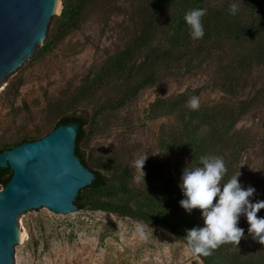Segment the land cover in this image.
<instances>
[{
  "label": "rangeland",
  "instance_id": "rangeland-1",
  "mask_svg": "<svg viewBox=\"0 0 264 264\" xmlns=\"http://www.w3.org/2000/svg\"><path fill=\"white\" fill-rule=\"evenodd\" d=\"M78 1L60 2L51 45L0 92V149L23 137L41 138L61 117L79 116L86 121L82 157L107 182L72 219L51 210L23 218L25 247L17 251V264H251L264 259V245L248 233L243 215L238 227L245 230L244 238L238 245L222 244L209 256L192 254L183 236L137 216L166 219L184 233L202 227L200 210L189 214L181 207L171 213L159 197L168 182L179 187L183 169L207 155L223 158V181L239 170L241 185L256 189L250 202L264 200V65L240 67L237 42L224 34L193 39L184 20L190 10L206 9L207 17L229 11L232 3L248 17L264 0H188L182 8L171 1L125 73L88 90L81 88L109 57L135 41L151 11L139 0H88L77 26L62 32L61 11ZM165 50L169 58L146 81V63ZM193 96L199 99L197 109L188 104ZM142 156H148L145 184L136 180ZM122 205L138 214L122 213ZM257 216L264 217V209Z\"/></svg>",
  "mask_w": 264,
  "mask_h": 264
},
{
  "label": "water",
  "instance_id": "water-1",
  "mask_svg": "<svg viewBox=\"0 0 264 264\" xmlns=\"http://www.w3.org/2000/svg\"><path fill=\"white\" fill-rule=\"evenodd\" d=\"M61 1L0 0V92L51 45ZM77 130L75 122L61 123L0 151V169L12 171L0 190V264H17L23 218L51 210L72 219L81 212L76 197L95 174L75 153Z\"/></svg>",
  "mask_w": 264,
  "mask_h": 264
},
{
  "label": "trees",
  "instance_id": "trees-1",
  "mask_svg": "<svg viewBox=\"0 0 264 264\" xmlns=\"http://www.w3.org/2000/svg\"><path fill=\"white\" fill-rule=\"evenodd\" d=\"M88 0H79L76 5L68 8H63L61 11L62 16V32H68L70 29L77 26L82 10L85 8ZM171 1L176 3L177 8H182L188 0H139V4L143 10H150L151 14L147 17L141 26L140 33L138 34L135 41L125 48L121 53L109 57L99 68L98 72L95 74L94 78L83 85L81 89L88 90L94 84L100 83L107 78H112L118 75H122L126 71V67L130 62L133 52L138 48L147 43H149L153 37V31L159 22L160 16L166 12L169 3ZM202 24L204 26L205 34L203 39L208 40L214 36L221 34L226 35L233 41L238 43L240 50L242 51L241 56H238L240 67L247 68L253 64L264 65V6L255 15H241L237 12L236 15H230L229 11L222 12L216 11L211 15H204L202 19ZM56 37L53 36V38ZM51 40L50 42H52ZM50 42L47 44L49 45ZM170 56L168 51H162L154 55L145 65L143 69V76L146 81L151 82L156 73L158 65L168 59ZM232 91L231 89H228ZM75 122L78 124V130L75 138V153L79 156L82 164L87 167L90 171L95 174L94 180L87 187L88 193L82 194L79 191L76 197L77 209H84L86 207V201L89 196H95L98 191L106 185V177L102 175L99 171L94 170L89 166L80 151V143L84 138V126L86 121L84 118L79 116H65L61 117L55 126L61 123H71ZM35 138L23 137L6 146L5 148H11L23 141H31ZM4 149V148H3ZM3 149H0L3 150ZM12 171L10 168L0 169V184L4 186L9 178L11 177ZM121 184L126 187V183L120 180ZM83 188V189H84ZM183 199L180 192V188L172 181L163 188L160 197L159 204L161 207L166 209L171 213H177L180 211L181 206L179 201ZM124 214H138L126 205L118 207ZM143 219L152 221L157 224H161L176 234L184 237L185 233L177 226L172 225L166 219H157L151 215H137ZM251 264H264V259Z\"/></svg>",
  "mask_w": 264,
  "mask_h": 264
},
{
  "label": "clouds",
  "instance_id": "clouds-1",
  "mask_svg": "<svg viewBox=\"0 0 264 264\" xmlns=\"http://www.w3.org/2000/svg\"><path fill=\"white\" fill-rule=\"evenodd\" d=\"M237 12L238 4H230L229 14L236 15ZM205 14L206 9H193L185 13L184 20L190 28L191 38H203L205 30L202 17ZM188 104L190 108L197 109L199 99L193 96ZM147 158L148 156H142L136 161V167L140 169L136 180L143 181L144 184L143 166ZM226 171L223 158L215 155L202 156L198 165H188L182 171L179 187L184 198L179 204L189 214L194 209L200 210L203 220L202 227L187 229L184 235L188 248L194 255L209 256L225 243L238 245L245 232L238 227L241 215L246 217L248 233L264 245V217L257 216L258 211L264 209V200L250 202L256 189L241 185L239 170L227 181H223Z\"/></svg>",
  "mask_w": 264,
  "mask_h": 264
}]
</instances>
